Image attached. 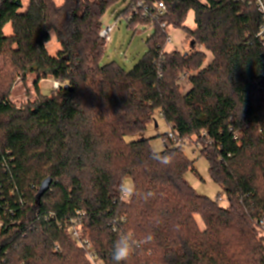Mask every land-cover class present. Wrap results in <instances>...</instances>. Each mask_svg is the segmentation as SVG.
<instances>
[{
	"label": "trees",
	"instance_id": "16d2710c",
	"mask_svg": "<svg viewBox=\"0 0 264 264\" xmlns=\"http://www.w3.org/2000/svg\"><path fill=\"white\" fill-rule=\"evenodd\" d=\"M121 1L0 0V264H93L67 232L77 211L101 264H113V244L127 231L154 237L127 264H264L255 225L264 216L260 15L241 0H139L144 7L131 0L121 16L133 30L152 20L135 9L164 3L166 13L127 71L103 65L99 35L102 18ZM190 10L193 30L184 26ZM164 23L182 28L194 48L166 51ZM52 35L60 44L53 55ZM183 73L190 89L182 94ZM27 75L40 96L17 107L14 79ZM47 78L61 83L58 94H40ZM156 111L177 131L175 140L161 135L173 158L168 166L152 158L149 139L126 140L145 131ZM193 139L225 207L185 179L193 161L178 141ZM46 178L53 182L36 204ZM128 179L138 194L124 201L119 186Z\"/></svg>",
	"mask_w": 264,
	"mask_h": 264
},
{
	"label": "rangeland",
	"instance_id": "374dc122",
	"mask_svg": "<svg viewBox=\"0 0 264 264\" xmlns=\"http://www.w3.org/2000/svg\"><path fill=\"white\" fill-rule=\"evenodd\" d=\"M127 1L122 0L114 8H112L103 18L102 25H114V29L111 32L110 42H105V56L102 61L103 65H107L111 62H116L122 66L124 70H131L139 61V59L147 51L145 46L146 40L152 36L153 24H138L133 30L129 28L127 20L122 18V12L127 8ZM139 0L136 1V3ZM141 11L140 9H135V11ZM187 19L184 22V26L193 30L195 28V17L194 12L190 10L187 13ZM166 24V23H165ZM166 31L171 36V41H167L166 51L171 52L178 50L181 53H186L190 51V39L187 38V34L183 31L182 28H173L166 26ZM58 45L53 40V42L47 45L48 51L53 55L57 49ZM211 62V57L208 55L207 60L204 64L206 66ZM183 74L178 80V85L180 92L183 94L190 89V82L187 80L181 81ZM13 86H17L12 97L14 104L17 107L27 106L28 103L36 101L40 95L34 93L32 90L31 83L33 82V76L27 75L25 81H21V78L15 77ZM16 83V84H15ZM31 87V88H29ZM13 88V87H12ZM33 91V94L30 93ZM40 94L43 96H52V81H44L40 85ZM154 120L148 123L147 128L142 133H137L131 136H128L126 139L128 141H137L142 139H149L150 147L152 145H162L164 146L163 137L161 135H167L169 127L161 118L158 111L154 114ZM186 145L183 147L185 155L193 161L194 170L188 169L185 173V179L194 188L198 194L207 196L213 201H219L222 206H227L226 196L224 190L213 182L211 179L210 173L208 171L209 165L206 159L201 155L200 149L190 145L195 144L193 140H187ZM198 223L200 228H203V223L198 218ZM256 225V223H255ZM257 226V225H256ZM260 234L264 236V231L260 230Z\"/></svg>",
	"mask_w": 264,
	"mask_h": 264
},
{
	"label": "built area",
	"instance_id": "2783aa9c",
	"mask_svg": "<svg viewBox=\"0 0 264 264\" xmlns=\"http://www.w3.org/2000/svg\"><path fill=\"white\" fill-rule=\"evenodd\" d=\"M131 0H128V2H130ZM219 1H223V0H219ZM244 2H248L250 5L253 3L257 13L260 15V25H259V33H258V37L264 42V0H241ZM137 5L139 7H144V4L141 1L137 2ZM141 13V14H139ZM166 13V6L164 5V3H157L155 5H153L151 8L149 7H145L144 10H142V12H139L138 10L135 11V15L139 14V16L141 18H150L151 23L155 22L156 19L159 16H162ZM166 24H162V28H165ZM114 29V25H106V26H102L99 35L105 40V42H110L111 40V32ZM168 42L171 41V36H168L167 39ZM186 74L183 73V76L181 78V81L186 80ZM52 80V91L54 94H58L61 90V83L57 80ZM13 101V100H12ZM167 137L168 138H173L174 140L176 139V135H177V131L175 128L171 127L169 128V130L167 131ZM179 146L184 147L186 145V141H178ZM4 167H6V170H9L8 167V163L6 161H4L3 163ZM83 215L82 212L77 211V216L74 218H71L68 220V224H67V232L69 233V235L71 236V238L73 239L74 242L77 243V245L82 248L83 250L86 251L87 253V257L89 258V260L93 263V264H101L98 262V260L96 259L94 253L92 252V250H90L91 248V242L90 239L86 238L85 236H83V232H82V221L80 220V217ZM255 223L257 225V227L260 230L264 231V216L260 215L256 220ZM0 227H3L2 224H0ZM58 247H55V249H57Z\"/></svg>",
	"mask_w": 264,
	"mask_h": 264
},
{
	"label": "clouds",
	"instance_id": "9594fccd",
	"mask_svg": "<svg viewBox=\"0 0 264 264\" xmlns=\"http://www.w3.org/2000/svg\"><path fill=\"white\" fill-rule=\"evenodd\" d=\"M152 158L164 166H168L173 162L170 154L165 152L162 145H152L150 148ZM135 183L128 179L121 182L119 186L120 198L124 201H130L133 196L137 195ZM155 193L147 192L146 197H153ZM154 237L152 234L145 235L142 239H137L132 231L122 232L118 235L113 244L111 260L113 264H127V261L134 255L137 248L143 244L152 242Z\"/></svg>",
	"mask_w": 264,
	"mask_h": 264
},
{
	"label": "crops",
	"instance_id": "0c3cea01",
	"mask_svg": "<svg viewBox=\"0 0 264 264\" xmlns=\"http://www.w3.org/2000/svg\"><path fill=\"white\" fill-rule=\"evenodd\" d=\"M24 2H26L27 0H23ZM63 0H57V2L58 3H61ZM4 31H5V34L6 35H10V33L12 32V27H11V24H8L6 27H5V29H4ZM53 40H55V42L57 43V45H58V47H57V49L55 50L56 52H57V50L60 48V44L58 43V41H57V38H56V36H54V35H52V39H51V41L50 42H48L47 44H46V47H47V45L49 44V43H51V42H53ZM55 52V53H56ZM44 81H52L50 78H47V79H42L41 81H40V84H39V92H40V85H41V83L42 82H44ZM33 82H34V80H33ZM16 84V83H15ZM33 84L34 83H31V87H32V90L34 89V86H33ZM17 86H13V88H12V90H11V96H10V100L12 101V97H14V95H13V91H14V89L16 88ZM31 87H29V88H31ZM35 90V89H34ZM30 93L31 94H33V91H30ZM34 93L36 94V92L34 91Z\"/></svg>",
	"mask_w": 264,
	"mask_h": 264
},
{
	"label": "water",
	"instance_id": "95a60500",
	"mask_svg": "<svg viewBox=\"0 0 264 264\" xmlns=\"http://www.w3.org/2000/svg\"><path fill=\"white\" fill-rule=\"evenodd\" d=\"M192 48H194L193 41L190 43ZM64 89H67V86L63 87ZM53 180L51 178H46L44 179V182L41 184L39 190H38V195L36 196V204L40 203L41 198L45 195V193L50 189V186L52 184Z\"/></svg>",
	"mask_w": 264,
	"mask_h": 264
}]
</instances>
